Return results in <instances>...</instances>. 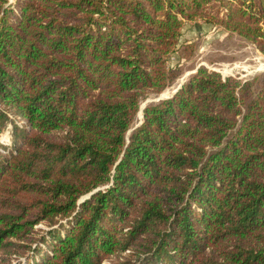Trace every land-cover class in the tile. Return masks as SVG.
<instances>
[{"label": "trees", "instance_id": "obj_1", "mask_svg": "<svg viewBox=\"0 0 264 264\" xmlns=\"http://www.w3.org/2000/svg\"><path fill=\"white\" fill-rule=\"evenodd\" d=\"M193 23L264 55V0H0V264H264V83L202 67L127 142Z\"/></svg>", "mask_w": 264, "mask_h": 264}, {"label": "rangeland", "instance_id": "obj_2", "mask_svg": "<svg viewBox=\"0 0 264 264\" xmlns=\"http://www.w3.org/2000/svg\"><path fill=\"white\" fill-rule=\"evenodd\" d=\"M9 2L13 3L14 0H9ZM186 43L193 45L191 55L189 51L182 53V46ZM178 62H181L183 73L175 80L170 90L178 86V80L187 72H193L199 65L210 71L218 72L223 77L231 76L242 81H254L257 89L264 83V55L257 47L237 35L229 34L204 23H193L185 26L180 46L170 56L171 65ZM157 97V95H151L146 100H143L141 108L146 101ZM140 120L141 113L136 120V124ZM10 130L11 126L0 139L4 145L10 141ZM42 227L40 226V228Z\"/></svg>", "mask_w": 264, "mask_h": 264}, {"label": "water", "instance_id": "obj_3", "mask_svg": "<svg viewBox=\"0 0 264 264\" xmlns=\"http://www.w3.org/2000/svg\"><path fill=\"white\" fill-rule=\"evenodd\" d=\"M201 67H202V65H199L193 72H187L180 80H178V86L176 88H172L171 90L169 88L163 94L157 95L158 96L157 98H155L153 100L149 99L148 101H146L144 103V106H143V109H142V119L135 126H133L132 129H130V131L127 133V142H129V137L132 134V132L137 127H139L142 124V122L144 121V109L151 103H157V102H160V101H163V100H168V99H171L172 97H174L176 95V93L183 87V85L186 83V81L189 78L195 76L199 72ZM174 83H175V81L172 83V85ZM169 91H171V92L168 93Z\"/></svg>", "mask_w": 264, "mask_h": 264}, {"label": "bare ground", "instance_id": "obj_4", "mask_svg": "<svg viewBox=\"0 0 264 264\" xmlns=\"http://www.w3.org/2000/svg\"><path fill=\"white\" fill-rule=\"evenodd\" d=\"M142 109H143V107L141 108V111H140V113H141V119H142ZM139 116V115H138Z\"/></svg>", "mask_w": 264, "mask_h": 264}, {"label": "built area", "instance_id": "obj_5", "mask_svg": "<svg viewBox=\"0 0 264 264\" xmlns=\"http://www.w3.org/2000/svg\"><path fill=\"white\" fill-rule=\"evenodd\" d=\"M104 264H109L108 262H104Z\"/></svg>", "mask_w": 264, "mask_h": 264}]
</instances>
